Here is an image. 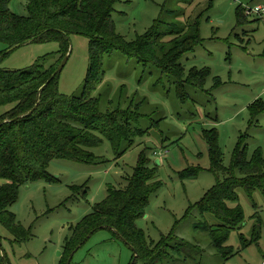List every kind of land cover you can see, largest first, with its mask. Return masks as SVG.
<instances>
[{"label":"rangeland","instance_id":"rangeland-1","mask_svg":"<svg viewBox=\"0 0 264 264\" xmlns=\"http://www.w3.org/2000/svg\"><path fill=\"white\" fill-rule=\"evenodd\" d=\"M166 1L117 0L111 15L116 32L127 41L136 40L151 28ZM185 1L168 0L184 11L181 21L212 4L200 18V45L180 60L185 78L196 70L199 76H193V82L197 85L205 77L203 85L189 84L181 91L152 64L118 52L106 55L102 74L89 87L102 112L121 109L141 115L127 114L131 136L118 151L131 146L119 155L103 138L90 148L99 163L56 159L48 167L56 181L20 186L9 210L29 235L17 242L0 227L9 264H61L69 258L68 264H132L134 249L109 229L97 230L72 252H66L65 243L78 223L104 201L109 188L126 185L141 157L154 171L158 187H153L144 215L135 224L153 242L152 254L167 253L147 264H264V181L260 187L247 184L234 189L235 198L227 204L242 208L244 222L231 230L221 250L213 246L216 235L203 222L215 227L217 219L211 213L201 214L197 206L209 189L224 181V172L216 173L212 167L210 131L217 133L224 167L231 165L242 139L247 161L256 150L264 158V112L254 116L250 109L256 102L264 104V16H247L238 26L236 17L239 5L255 7L264 5V0ZM25 3L11 0L10 6L16 14L26 15ZM70 44L57 76L58 91L67 96L83 92L90 66L88 38L72 34ZM5 48L0 43V52ZM59 48L56 40L26 43L2 56L0 67L25 69L38 59L49 67ZM204 69L209 70L206 76ZM9 108L0 106V115ZM256 220L260 236L254 239ZM241 235L249 245L244 246ZM164 237L169 246H156ZM133 264L142 261L138 258Z\"/></svg>","mask_w":264,"mask_h":264},{"label":"trees","instance_id":"trees-1","mask_svg":"<svg viewBox=\"0 0 264 264\" xmlns=\"http://www.w3.org/2000/svg\"><path fill=\"white\" fill-rule=\"evenodd\" d=\"M116 1L26 0L27 14L19 15L12 11L11 0H0V43L6 46L5 51L0 52V60L15 45L50 40H56L60 45L58 58L49 67H45L41 59L20 70L0 67V106H10L0 115V121H4L0 123V227L5 228L17 242L29 235L25 228L16 224L15 215L9 210L18 198L19 187L35 181H56L57 178L48 171L50 163L56 159L99 163V156L90 148L99 145L105 138L118 151L131 136L127 114L141 116L138 111L115 109L104 113L100 110L99 100L92 95L89 85L102 74L106 55L118 52L127 58L152 64L171 78L181 91H185V86L189 84H196L192 78L198 77L199 72L192 70L185 78L180 60L185 53L200 45V18L212 4L181 21L179 16L184 11L167 0L151 28L137 36L136 40L127 41L116 32L112 20ZM236 17L237 26L247 17L241 5L237 8ZM72 34L88 38L90 66L83 92L67 96L59 93L58 73L54 72L70 50ZM202 73L206 76L209 70L204 69ZM204 78L198 82L199 86L203 85ZM35 106L33 113L27 114ZM250 109L256 116L264 112V104L260 106V102L259 105L256 102ZM210 133L212 135H205H209L212 167L216 173L224 172V181H218L209 189L197 206L201 214L211 213L217 219L215 227L203 222L206 228H211L212 235H216L213 246L221 250L231 230L240 228L244 222L242 208L229 207L227 201L235 198L236 187L247 184L260 187V182L264 181V158L256 150L252 160L247 161L242 139L231 165L224 167L217 133L214 130ZM130 146L118 151V154H123ZM143 159L141 157L134 173L127 178L126 185L109 188L104 201L97 204L72 230L70 239L65 243L66 252H72L97 230L109 229L134 249L132 258L135 261L140 258L142 264H147L161 256L167 257V253L161 255L160 251L152 254L153 242H149L135 224V220L144 215L150 193L158 187L154 171L144 164ZM236 171L239 176L235 175ZM259 236L260 221L256 220L253 238ZM241 241L244 246L250 244L243 235ZM168 242V238L164 237L156 246H169ZM175 250L178 251L177 246ZM0 264H9L1 241ZM61 264L68 263L64 261Z\"/></svg>","mask_w":264,"mask_h":264},{"label":"built area","instance_id":"built-area-1","mask_svg":"<svg viewBox=\"0 0 264 264\" xmlns=\"http://www.w3.org/2000/svg\"><path fill=\"white\" fill-rule=\"evenodd\" d=\"M241 8L243 11V14L246 16L251 15H258V16H264V5H256L255 7H251L247 4H241Z\"/></svg>","mask_w":264,"mask_h":264},{"label":"water","instance_id":"water-1","mask_svg":"<svg viewBox=\"0 0 264 264\" xmlns=\"http://www.w3.org/2000/svg\"><path fill=\"white\" fill-rule=\"evenodd\" d=\"M17 47H19V45H15V46L9 48V49L7 50V52L10 51V50H14V49L17 48ZM68 53H69V52H68ZM68 53L64 56V58L62 59V61H61L60 64L58 65L57 69H56L55 72H54L55 74H56V73H59V72L62 70L63 66L65 65V63H66V61H67V59H68ZM36 107H37V106H35L33 109L29 110V111L27 112V114H31V113H33V111H34V109H35ZM19 117H21V116H19ZM3 122H4V121H0V123H3ZM69 261H70V258H69V260H68V263H69ZM134 261H135V258H133V262H132V264L134 263Z\"/></svg>","mask_w":264,"mask_h":264}]
</instances>
